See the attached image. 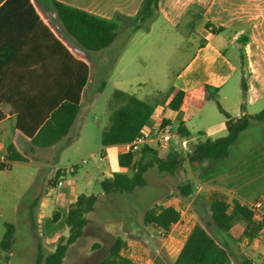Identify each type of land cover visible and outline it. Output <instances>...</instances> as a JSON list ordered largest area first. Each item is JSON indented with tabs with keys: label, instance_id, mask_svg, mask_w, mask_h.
<instances>
[{
	"label": "crops",
	"instance_id": "1",
	"mask_svg": "<svg viewBox=\"0 0 264 264\" xmlns=\"http://www.w3.org/2000/svg\"><path fill=\"white\" fill-rule=\"evenodd\" d=\"M58 1L116 22L117 38L102 51H87L65 34L57 19L53 0H31V8L16 1L10 2L6 9L1 8L6 1L0 4V112L4 115L0 121V156L8 159L10 170L21 162H11L8 148L13 145L25 157L27 152L40 151L41 147L33 146L26 135H38L55 109L65 103H75L78 99L80 111L67 135L59 142L67 140L69 143L79 136L88 121L87 110L96 103L99 92L94 88L98 77L101 78L99 74L103 65L118 63L119 57L124 55V52H116L114 48L121 47L130 36L132 20L144 2ZM156 19L163 22L173 35L195 47L196 51L173 79L166 98L168 103L175 91H183L184 107L171 111L166 104L159 112L157 105L150 124L143 128V132L149 133L153 128L171 125L175 132L173 140L168 145H159L151 139L145 145L151 148L168 146L170 152H183L187 161L184 167L189 173L188 183L191 181L197 191L188 204H185L188 199L185 195L169 198L162 204L180 213L179 221L170 231L164 232L143 222L142 229L152 228L165 236L155 250L156 255L152 258L137 257V264H175L197 224L228 248L233 264H264L262 228L250 241L244 236L246 223L241 219L235 220L229 232L220 230L213 223L204 224L201 220L213 194L222 193L229 203L239 199L251 207L256 220L261 222L264 217V134L241 156L233 151L227 161L207 159L193 165L187 158L190 143L201 138L217 139L227 134V119L219 111L216 101L208 98L210 95L215 94L223 109L234 118L253 116L264 109V0H160ZM147 33H152L151 27ZM245 37L248 39L243 42ZM93 58L100 62L97 69ZM243 78L248 85L246 100L243 99ZM256 107L257 110H253ZM19 120H22L26 131L19 128ZM178 122L185 124L191 139L177 134ZM256 124L252 120L250 127ZM127 147L101 146L102 160L108 161L101 183L115 173H126V168L120 167L118 157L128 151ZM57 170L48 183L55 179ZM78 170L79 166L72 175H76ZM93 171H87L89 179L93 177ZM77 188L75 183L53 186L52 189H58L56 196L50 198L47 194L42 207L46 209L48 204L51 205L52 219L54 212L60 214L61 220L66 219L70 204L83 194ZM258 203L261 207L257 209L255 205ZM192 205L194 211H191ZM67 236L46 235L45 246L52 248V253L57 241ZM120 238L128 245L125 238Z\"/></svg>",
	"mask_w": 264,
	"mask_h": 264
},
{
	"label": "rangeland",
	"instance_id": "2",
	"mask_svg": "<svg viewBox=\"0 0 264 264\" xmlns=\"http://www.w3.org/2000/svg\"><path fill=\"white\" fill-rule=\"evenodd\" d=\"M146 27H151V34L147 33V28L137 33L131 31L121 47L114 48L116 52H124L119 62L103 65L101 78L98 77L94 88L99 92L96 103L87 110L88 121L74 141L63 140L40 151L27 152L28 163H18L11 170L0 169V264H37L39 253L45 258L52 249L45 246L46 235H69L67 218L55 222L51 205L46 209L42 207L47 194L52 198L58 192L48 183L56 168L79 163L76 175L65 176L66 185L75 183L79 193L98 197L94 211L87 215L83 236L69 248L63 264H98L107 256L117 237L126 239L128 245L124 253L136 263L137 257L152 258L165 235L152 228L142 229L145 212L168 202L169 198L183 195L181 188L186 185L191 186L193 195L185 204L193 199L197 189L191 181L188 183L183 152V162L175 173L161 172L158 168V160L170 152L168 146L153 148L157 155L145 158V163L153 159L154 162L145 174L143 187L128 194H103L102 191L101 180L108 161L99 159L101 133L110 123L114 92L121 90L145 100L158 101L159 112H162L173 79L196 51L187 41L173 35L160 20H153ZM93 62L97 69L100 62L96 58ZM215 111L218 113L216 108ZM263 124H256L240 136L232 148L237 156L262 138ZM140 153H136L137 158ZM83 160L87 163L83 164ZM88 170H94L90 179ZM191 211H194L193 205ZM201 220L204 224L213 223L209 207ZM9 225L14 227L15 233L12 248L2 251L1 243Z\"/></svg>",
	"mask_w": 264,
	"mask_h": 264
},
{
	"label": "trees",
	"instance_id": "3",
	"mask_svg": "<svg viewBox=\"0 0 264 264\" xmlns=\"http://www.w3.org/2000/svg\"><path fill=\"white\" fill-rule=\"evenodd\" d=\"M4 1L6 3L1 7L3 9L8 8L10 2L14 1L32 7L31 0H0V4ZM159 2L160 0H144L141 9L132 20L133 32L147 28L148 23L159 16ZM53 6L65 34L83 49L93 52L102 51L115 42L118 30L116 22L68 6L58 0H53ZM147 30L149 29L147 28ZM247 39L245 37L243 42ZM242 90L243 99L246 100L248 91L246 78L242 80ZM208 98L216 101L219 111L226 117L227 134L217 139L201 138L190 143V152L187 158L193 165L201 164L207 159L229 160L232 157L233 145L245 130L251 128L252 120L256 121L257 124L264 122V109L253 116L234 118L223 109L215 94ZM157 105L158 101L143 100L136 95L116 90L113 94L112 104H110L112 107L110 123L101 133V146L109 147L133 143L141 135L143 128L150 124ZM184 105L185 93L177 90L167 103V108L171 111H178ZM79 111V99L75 103H65L54 110L52 118L42 127L38 135L26 136L30 138L33 146L51 147L67 135ZM3 116V113L0 112V121ZM261 126V132L264 134V124ZM19 128L26 131L22 127V120H19ZM176 130L180 137L192 138L190 131L183 122H178ZM8 152L11 162L28 163V159L19 153L13 145L8 148ZM140 152L139 158L136 156L137 152L132 151V149L119 155L120 167L128 169L129 172L115 173L111 178L102 181L101 187L104 194H128L145 185V174L154 162L153 159V161L145 163V158L157 155V151L148 145H144ZM182 162L181 153L169 152L163 159L158 160V168L161 172L173 174ZM58 176L59 173L50 182L53 186L57 185ZM185 187L181 188L182 194L188 197L193 195L191 186L186 185ZM97 201L98 197L94 194L83 193L77 196L75 201L70 204L66 219L69 235L61 237L54 252L45 258H42L39 253L37 264H63L69 248L83 236L84 229L88 224L87 215L94 211ZM209 212L213 224L224 232L231 230L236 219L243 220L246 223L244 236L250 241L257 237L262 228L261 222L256 220L255 212L251 207L239 199H234L229 203L222 193L213 194V199L209 203ZM59 219L60 214L54 212L53 220L56 222ZM179 219L180 213L175 208L160 205L147 210L143 222L146 226H153L168 232ZM14 234V227L9 225L1 243L2 251L11 250ZM126 247V242L117 237L107 256L98 264H137L124 253ZM231 256L227 247L221 245L206 228L197 224L175 264H233Z\"/></svg>",
	"mask_w": 264,
	"mask_h": 264
},
{
	"label": "built area",
	"instance_id": "4",
	"mask_svg": "<svg viewBox=\"0 0 264 264\" xmlns=\"http://www.w3.org/2000/svg\"><path fill=\"white\" fill-rule=\"evenodd\" d=\"M212 30V29H210ZM175 136V132L173 130V127L171 125H162L160 127L153 128L149 133L146 132H141V135L137 137V139L127 145L128 150L132 149L134 152H139L140 149L149 141V140H154L157 144L159 145H168L171 143ZM99 159H103V155L100 153L99 154ZM82 163H87L86 160H83ZM79 166V163H75L70 165L69 167L65 168H59L57 170V173H59L58 180H57V187H63L66 183V180L64 179L66 175L72 174L76 171L77 167ZM10 163L7 158L1 157L0 156V169L4 170H9ZM261 203H258L255 205V208H260ZM261 227L264 230V217L261 218Z\"/></svg>",
	"mask_w": 264,
	"mask_h": 264
}]
</instances>
